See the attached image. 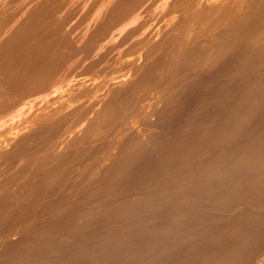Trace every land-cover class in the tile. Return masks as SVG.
I'll list each match as a JSON object with an SVG mask.
<instances>
[{
	"label": "rangeland",
	"instance_id": "rangeland-1",
	"mask_svg": "<svg viewBox=\"0 0 264 264\" xmlns=\"http://www.w3.org/2000/svg\"><path fill=\"white\" fill-rule=\"evenodd\" d=\"M0 264H264V0H0Z\"/></svg>",
	"mask_w": 264,
	"mask_h": 264
},
{
	"label": "bare ground",
	"instance_id": "bare-ground-1",
	"mask_svg": "<svg viewBox=\"0 0 264 264\" xmlns=\"http://www.w3.org/2000/svg\"><path fill=\"white\" fill-rule=\"evenodd\" d=\"M187 13V12H186ZM130 27V26H129ZM144 38V37H143ZM136 39H133V43L134 42H136L135 41ZM141 40V39H140ZM144 40V39H143ZM131 41V40H130ZM141 42H143V41H141ZM132 43V44H133ZM134 44H136V43H134ZM229 44V43H228ZM224 45V44H223ZM131 46V45H130ZM133 47H135V46H133ZM135 48H137V46L135 47ZM137 50V49H136ZM131 51H134V50H131ZM137 52V51H136ZM132 53V52H131ZM116 61V60H115ZM120 61V60H119ZM228 61V60H227ZM118 62V61H117ZM114 65H115V63H113ZM111 66V65H110ZM252 67V66H251ZM237 69V68H236ZM234 70V69H233ZM235 71V70H234ZM103 76H105V75H103ZM131 77V76H130ZM109 78V77H108ZM262 78V77H261ZM130 79V78H129ZM103 80V79H102ZM110 83V82H109ZM243 83V82H242ZM250 85V84H249ZM136 95V94H135ZM137 128V127H136ZM259 260V259H258ZM259 263H260V261H259Z\"/></svg>",
	"mask_w": 264,
	"mask_h": 264
}]
</instances>
